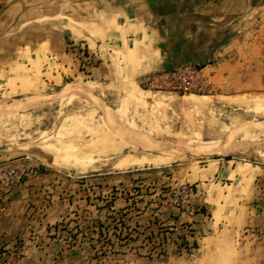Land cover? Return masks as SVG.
<instances>
[{"label": "crops", "instance_id": "0c3cea01", "mask_svg": "<svg viewBox=\"0 0 264 264\" xmlns=\"http://www.w3.org/2000/svg\"><path fill=\"white\" fill-rule=\"evenodd\" d=\"M184 64L201 69L209 96L264 95V0H19L0 13V82L158 80ZM226 155L157 170L156 182L1 155L0 264H87L141 249L264 264V162ZM180 177L194 192L177 205L160 183L172 189Z\"/></svg>", "mask_w": 264, "mask_h": 264}, {"label": "rangeland", "instance_id": "374dc122", "mask_svg": "<svg viewBox=\"0 0 264 264\" xmlns=\"http://www.w3.org/2000/svg\"><path fill=\"white\" fill-rule=\"evenodd\" d=\"M17 1L0 0V13ZM66 90L76 93L67 91L66 94ZM203 90L176 92L165 89L161 79L140 81L121 75L100 80L67 79L58 86L36 89L23 81H1L0 156L17 158L29 152L45 157L50 167L70 175L149 173L155 182L157 170H171L183 164H191L197 170L225 154L263 163L264 95L231 102L227 98L209 96ZM190 96L196 100L188 101ZM224 104H234L237 108ZM208 142L210 146L205 144ZM205 146L212 152L204 150ZM221 149L226 152L215 151ZM169 151L173 153L167 162L119 164L130 156L155 159L170 155ZM61 157L68 162H63ZM148 176L135 177L132 191L139 190L137 181ZM165 180L160 183V189L174 195L181 203L179 188L189 183L180 177L179 183L171 189L169 179ZM114 182L117 183L116 179ZM87 264H215V258L213 255L199 256L196 251L169 255L141 249L89 258ZM217 264H229V257L218 258Z\"/></svg>", "mask_w": 264, "mask_h": 264}, {"label": "built area", "instance_id": "2783aa9c", "mask_svg": "<svg viewBox=\"0 0 264 264\" xmlns=\"http://www.w3.org/2000/svg\"><path fill=\"white\" fill-rule=\"evenodd\" d=\"M90 63V59H86V64ZM151 81L156 80L151 78ZM159 80V79H158ZM162 83L165 89L182 93L201 92L205 87V77L201 69L195 64H184L163 73ZM194 192V187L191 184H183L180 186L178 194L181 198V203L175 198L177 205H181L187 196Z\"/></svg>", "mask_w": 264, "mask_h": 264}, {"label": "bare ground", "instance_id": "6f19581e", "mask_svg": "<svg viewBox=\"0 0 264 264\" xmlns=\"http://www.w3.org/2000/svg\"><path fill=\"white\" fill-rule=\"evenodd\" d=\"M88 85V84H87ZM112 85V84H111ZM101 87V86H100ZM85 88V87H84ZM83 88V89H84ZM89 89V88H88ZM135 89V88H134ZM76 90V89H75ZM81 90V89H80ZM87 90V89H86ZM90 90V89H89ZM67 91L69 92V93H73L74 92V90H66V94H67ZM123 92V91H122ZM64 93V92H63ZM62 93V94H63ZM74 93H76V91L74 92ZM85 93V92H84ZM90 93V92H89ZM61 94V95H62ZM64 95V94H63ZM70 95V94H69ZM79 95V94H78ZM57 96H59V95H57ZM70 97V96H69ZM56 98V97H55ZM141 98V97H140ZM187 99V98H186ZM61 100V99H60ZM188 101H190V102H192V101H195L196 100V97H193V96H190V97H188V99H187ZM62 101V100H61ZM132 101V100H131ZM135 108V107H134ZM7 110V109H6ZM263 123H264V121H263ZM112 125V124H111ZM263 125V124H262ZM117 133V132H116ZM138 134H140V133H138ZM149 136V135H148ZM170 136V135H169ZM31 139V138H30ZM98 140V139H97ZM196 140V139H195ZM219 140V139H218ZM223 140V139H222ZM245 140V139H244ZM250 140V139H249ZM220 141V140H219ZM218 141V142H219ZM155 142V141H154ZM187 142V141H186ZM191 142V141H190ZM194 142V141H193ZM212 142V141H211ZM155 143H158V142H155ZM176 143H178V142H176ZM189 143V142H188ZM213 143V142H212ZM217 143V142H216ZM233 143V142H232ZM99 144V143H98ZM105 144V143H104ZM142 144V143H141ZM162 144V143H161ZM175 144V143H174ZM180 144H182V143H180ZM187 144V143H186ZM191 144V143H190ZM199 144V143H198ZM206 145L208 144L209 146H210V144H209V142L208 143H205ZM204 144V145H205ZM225 144H227L226 142H225ZM231 144V143H230ZM236 144V143H235ZM155 145V144H154ZM173 145V144H172ZM185 145V144H184ZM192 145V144H191ZM203 145V146H204ZM247 145H248V143H247ZM246 145V146H247ZM41 146H42V144H41ZM136 146V145H135ZM156 146H157V144H156ZM158 146H159V143H158ZM169 146V145H168ZM202 146V147H203ZM209 146H205L204 148V150H206V151H208V152H212L210 149H209ZM224 146H226V145H224ZM227 146H228V144H227ZM46 147V146H45ZM44 147V148H45ZM155 147V146H154ZM165 147V146H164ZM177 147H178V145H177ZM177 147H175V148H177ZM188 147V146H187ZM190 147V146H189ZM188 147V148H189ZM193 147V146H192ZM163 148V147H162ZM170 148V147H169ZM184 148V147H183ZM183 148H181V149H183ZM187 148V149H188ZM195 148V147H194ZM198 148H200V146L199 147H197V148H195V149H198ZM222 148V147H221ZM236 148V147H235ZM243 148V147H242ZM172 148H170V150H171ZM174 149V148H173ZM178 149V148H177ZM184 149H186V148H184ZM163 151H164V149H162ZM179 150V149H178ZM191 150V149H190ZM189 150V151H190ZM213 150V149H212ZM227 150V149H226ZM166 151H168V149H166ZM188 151V152H189ZM195 151V150H194ZM197 151V150H196ZM195 151V152H196ZM216 152H218V153H224V152H226L225 150H215ZM233 151V150H232ZM66 152V151H65ZM69 152V151H68ZM75 152H77V151H74L73 153H75ZM170 152V151H169ZM184 152V151H183ZM198 152H199V150H198ZM202 152V151H201ZM243 152V151H242ZM245 152H246V150H245ZM63 153H64V151H63ZM173 152H170L169 154L170 155H167V156H162V157H158V158H155V159H152V158H150V157H148V156H146V157H143V158H136V157H134V156H130V157H127V158H125L124 160H122L121 161V163H119L120 165H122V166H132V165H142V164H144L145 162H150V161H152V162H167V161H170V159H171V154H172ZM176 153H177V151H176ZM198 154V153H197ZM246 154H248V153H246ZM66 155V156H65ZM64 155V157L66 158L67 156H68V154H65ZM175 155V154H174ZM249 155V154H248ZM62 158V160H63V162H64V160H66L65 158L63 159V157H61ZM61 158H59V159H61ZM68 158V157H67ZM261 158V157H260ZM69 159V158H68ZM71 159H74V158H72L71 157ZM76 160V159H75ZM90 160V159H89ZM67 161V160H66ZM79 161V160H78ZM62 162V161H61ZM68 162V161H67ZM75 162V161H74ZM80 162H82V161H80ZM53 163V162H52ZM71 163V162H70ZM73 165H74V163H72ZM82 164V163H81ZM80 164V165H81ZM84 164H86V163H84ZM83 164V165H84ZM89 164V163H88ZM148 164V163H147ZM73 165H71V166H73ZM83 165H81V166H83ZM80 166V167H81Z\"/></svg>", "mask_w": 264, "mask_h": 264}]
</instances>
